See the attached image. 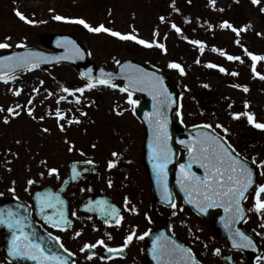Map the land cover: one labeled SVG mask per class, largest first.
Segmentation results:
<instances>
[{
	"label": "flooded vegetation",
	"instance_id": "obj_1",
	"mask_svg": "<svg viewBox=\"0 0 264 264\" xmlns=\"http://www.w3.org/2000/svg\"><path fill=\"white\" fill-rule=\"evenodd\" d=\"M120 45L122 48L124 42ZM64 66L68 68V65ZM50 70L52 69H47ZM34 71H42V68L18 72L14 74L15 79L8 83L0 81V108H13L19 113L10 115L7 111L0 112V208L12 203L23 205V210L14 214L26 218L24 222L30 223L31 228L42 235L51 234L55 240L59 238L56 241L63 245L62 249H44L47 255L55 253L65 259L67 264H157L152 258L150 238L159 232V228H163L161 234L166 239H161L159 243L168 245L171 242L168 238L170 235L190 248L199 264H248V253L246 257H234L233 253L242 252L211 248L213 240L207 237H213L219 243L222 240L206 221L185 205L174 185L170 192L167 184L170 196H166L163 191L160 201L156 200L145 160V145L147 139L152 138V130H147L140 118V97L133 94V99L137 101L134 110L132 105L124 101L123 105L116 104L102 111L98 119L87 118V122H91L93 126L99 125V133L95 129V133H90L93 141H86L88 138L84 136L82 148L69 151L68 147L73 146V136L68 135V123L63 136L64 145L61 146L57 140L56 107L52 103V107H43V102L36 100L30 92L14 94L17 91L16 86L31 80ZM165 74L180 91V108L177 111L180 115L176 112L173 122L186 128L208 124H186L183 116L184 91L172 77ZM65 82L68 88V74ZM47 83L50 84V81ZM115 84L123 87L119 81ZM115 89L119 91V88ZM75 90L73 89L72 94L65 92L64 101L67 104L68 96L72 98L78 93ZM120 94L127 98V93ZM210 94L208 92L204 95V104L208 103ZM97 96L100 102L94 101V104L99 109L105 102L99 94ZM29 110L32 111L31 116L28 115ZM148 110L151 114L154 107L151 106ZM86 111H89V106ZM66 112L68 115V109ZM5 117L8 123L3 122ZM236 120L237 129L247 134L242 135V141L238 143L222 135L241 157L247 159V144L253 149L258 147V141L255 138L250 139L253 125H244L239 119ZM175 136L174 129L172 137ZM113 152L118 153V156L113 157ZM184 155L185 151L180 149L179 161L183 160ZM109 161H115V166L111 169L108 167ZM151 162L153 164L152 160ZM75 164L79 167L73 172L72 167ZM51 168L58 170L59 178L56 174H48ZM28 180H33L34 183L29 185ZM49 192L52 194L54 206L48 207L42 202L38 204L36 194ZM56 197L64 203H58ZM97 201L104 203L98 205ZM171 203L175 204L174 208ZM112 207L118 209L117 214L112 213ZM4 211L6 213L8 210ZM217 215V212H212L210 218L215 219ZM65 218L69 221L68 224L63 223ZM48 221H54L59 226H53ZM200 226L209 236L201 237ZM145 232L149 235L144 239L137 238ZM133 233L132 241L123 251L110 253L99 244L91 250L81 251L84 244H95L98 240H103L110 248L120 249L125 238ZM11 239L12 230L0 225V264H36V261L26 257L9 256ZM217 249L219 253L215 254ZM88 256L92 258L88 259ZM176 258L179 259L178 254Z\"/></svg>",
	"mask_w": 264,
	"mask_h": 264
},
{
	"label": "rangeland",
	"instance_id": "obj_2",
	"mask_svg": "<svg viewBox=\"0 0 264 264\" xmlns=\"http://www.w3.org/2000/svg\"><path fill=\"white\" fill-rule=\"evenodd\" d=\"M146 1L0 0V43L11 45L10 48L0 49V54L28 47L41 48V36L73 35L84 42L92 59L98 65L105 63L113 70L117 62L129 58L137 59L167 73L184 91L183 116L186 124L207 122L219 134L238 143L242 141V135L247 134L237 129L235 120L239 119L244 125L248 124V119L242 115L243 113L254 114L256 122L264 123V79L260 78V75H264V60L255 62L254 72L253 61L245 54L247 49L254 55L264 56V12H261L264 0H260L257 5H253L251 0H215L214 6L209 4V0H163L164 7L161 13H157ZM157 1L162 4V0ZM17 11L33 22L21 20L16 15ZM239 13V19L234 20ZM57 15L68 20L83 19L93 27L103 24L112 31L135 35L137 39L152 43L153 46L145 47L136 40H124L121 48L118 37L103 31L90 32L78 23L58 21L54 19ZM161 16H164V22H161ZM224 21L232 25L233 22H241L239 25H233L241 29L239 35L231 29L222 28L220 25ZM173 24L180 29L179 33L172 27ZM154 32L157 35L154 36ZM6 37L10 39L6 40ZM190 41H200L204 46L203 51L201 52L200 45ZM156 44H162L164 48L156 47ZM214 48L223 51L225 55H221L220 51H213ZM227 56H239L240 60H229ZM170 63L179 64L184 74L181 75L177 69L169 68ZM209 64L218 67L210 68L207 66ZM220 67L226 71L221 72ZM67 74L71 94L73 89L83 88L87 84L78 78L72 68L60 66L50 71L47 69L34 71L31 80L16 86V90L24 94L30 92L36 100L43 102V107L53 105L60 110L64 119L57 120L56 133L61 146L64 145L63 136L67 123L73 121L71 124L68 123V135L73 136L72 150H75L82 148L84 136L88 138L86 141H93L90 133H95V129L99 133V125L93 126L91 122H87V118L98 119L102 111L116 104L123 105L127 98L111 87L94 90L85 88L83 93L78 92L72 98L68 96L67 104L64 99L59 100L65 95L62 87H67L65 82ZM48 80L50 84L47 83ZM229 82L235 86H228ZM244 86L248 88L247 92L243 90ZM208 92L211 93L210 98L208 103L204 104V95ZM98 94L105 102L99 109L94 104V101L100 102ZM77 97L79 103L75 102ZM87 106L89 111H86ZM237 113L241 115L234 119L233 114ZM76 120H79V123H76ZM217 124L227 129V132L217 128ZM60 125H63V131ZM260 131L259 136L254 134L250 136V139L255 138L258 141V147L252 149L247 144L245 153L246 158L252 162L255 160L253 163L260 168L258 185L264 184V166H261V162L264 161V129ZM254 195L255 192L245 202L249 216L243 229L255 238L261 249V256L256 264H264V227L261 226L264 225V213L258 214L253 208ZM204 230L200 226L202 238L209 236ZM207 238L213 240L212 249H228L223 242L219 243L213 237ZM233 255L246 257L239 252Z\"/></svg>",
	"mask_w": 264,
	"mask_h": 264
},
{
	"label": "snow or ice",
	"instance_id": "obj_3",
	"mask_svg": "<svg viewBox=\"0 0 264 264\" xmlns=\"http://www.w3.org/2000/svg\"><path fill=\"white\" fill-rule=\"evenodd\" d=\"M253 5H257L260 3V0H251ZM209 4L214 6L215 0H209ZM261 12H264V7L261 8ZM17 16L20 17L21 20H25L27 23H32L33 21L27 20L26 17L23 16L19 11L16 13ZM54 19L58 21H66L71 23H78L83 25L90 32H107L112 36L118 37L121 40H136L137 43L144 45L145 47H152V43H149L144 40H139L135 35L132 34H121L116 31H112L106 28L103 24L93 27L89 25L83 19H75L68 20L62 16H55ZM164 17L161 16V22H164ZM222 28L231 29V31L237 33L241 29H237L228 21H224L221 25ZM172 27L179 33L180 29L176 27V25H172ZM153 35H157V33H153ZM10 39V37L5 38ZM69 43H72L69 41ZM190 43L200 45L201 52L203 51V44L200 41H190ZM238 43V41H237ZM21 45H18V47ZM11 45L8 43H0V49L10 48ZM75 48V45H73ZM156 47L161 49L164 48L162 44H156ZM75 51L79 54V49L76 48ZM213 51H220L221 55H225V53L221 50L213 49ZM245 54L248 55L253 61V71L255 72V62L264 60V56L254 55L251 52H248L245 49ZM43 57L42 53H27L25 55H14V56H4L0 58V81L4 83H8L9 80H14L15 75L13 73L18 68H23L27 70H32L33 68H38L40 66L41 58ZM229 60H240L239 56H227ZM119 63V62H117ZM169 68L177 69L181 75L184 74L183 68L179 64L170 63ZM210 68L218 67L215 64L207 65ZM131 67V66H129ZM221 72H225L226 70L222 67L219 68ZM232 75H237V73H232ZM256 75H260L256 73ZM103 78H93L89 77V82L83 87L76 89L75 91L83 93L86 89L95 88L97 85H104L105 87L111 88H119L121 93H127V103L129 105L134 106L137 104V101L133 99L134 91H147L149 95L153 97L154 101H157V105L154 107V111L151 114H145L146 118L149 117L148 123L152 130V138L149 141L148 148L150 152V158L153 161V169L157 175V183L161 184L164 188V192L166 196H170L167 192V165L171 160L172 150L168 145V130L167 124L168 119L165 109L172 101L170 95L167 93L166 89L163 87V80L161 77L156 76L155 74L144 73L142 70H136L134 72H129L125 75V79L127 80V84L123 87L116 85L113 83V74L112 73H102ZM261 79H264V75H260ZM43 83V82H41ZM235 86V85H234ZM207 87V85H205ZM239 87V86H236ZM245 92L248 91L246 86L243 87ZM35 91V89H34ZM62 91L66 93H70V90L66 87H62ZM16 95H19V90L15 91ZM51 95V93H49ZM158 97H163V99H158ZM65 97H60L59 100H63ZM59 100L57 103H59ZM31 101H29L30 103ZM76 103H79V98H76ZM247 107V104H245ZM7 111L10 115H19V113L15 112L13 108H0V112ZM56 118L57 120L64 119V115L60 112L59 109L56 110ZM122 114V113H117ZM178 116L179 112L176 113ZM28 115H32V111L29 110ZM239 113L233 114V118L236 119L239 117ZM248 119L250 124H253L254 127L264 129V123L256 122L254 119V114L251 113H243ZM35 118V117H33ZM43 119V117H40ZM4 123H8L7 117L4 118ZM73 121H68L71 124ZM79 123V120L75 121ZM61 130H64L63 125H60ZM194 127H203L205 129L210 128L211 125L205 124L202 126H194ZM217 128H222L224 132H227V129H223L222 125L217 124ZM44 131H48V129H44ZM180 143L185 145L188 150V164H181V169L187 171H182L181 178L178 180L180 184V190L184 193V197L187 203L193 204L196 208H198L201 212L205 211L206 208L211 207H222L224 212L227 214L223 219L225 220V227L230 228V226L236 222L245 219V209L242 206V202L247 199V194L249 189L253 187V171L251 168L247 166L246 161H242L238 158L236 154H234L235 150L231 148V145H227L226 142L222 141V138L216 135L214 132L209 133H198L196 137H194L191 141L181 140ZM72 147H69V151H72ZM95 147V145H93ZM83 154V153H81ZM113 157H117L118 153L113 152ZM255 163V160H253ZM87 163H92L91 161H87ZM193 163L199 164L201 168L205 170V176L203 179L197 177L195 173L190 171L191 165ZM115 166V161H109L108 167L111 169ZM261 166H264V161L261 162ZM49 175L56 174L58 177V170L55 168H51L48 170ZM43 176V173H41ZM27 183L29 185L33 184V180H28ZM111 186V182H109ZM254 204L253 208L258 214L264 213V184H260L254 189ZM36 199L38 204L43 203L48 207H53V197L52 194L49 193H37ZM58 203L63 204L62 200H59L58 197L55 198ZM103 201H97V204H102ZM171 206L174 208L175 204L171 203ZM112 213L117 214L118 209L112 207ZM75 215V213H73ZM175 215V212L173 213ZM61 216L63 217V212H61ZM26 218H21L18 215L14 214L11 210H8L6 213L4 210H0V225H5L9 230H12V239L8 248V255L12 257H26L33 261H36V264H67L65 259H62L57 254L53 253L51 255H47L45 253L44 248L42 247L43 237L38 236L36 233H32L31 236L29 233L24 231L26 225L24 220ZM53 224V226L58 227L54 221H48ZM119 221H117L118 223ZM64 224H68L69 221L65 218L63 219ZM264 227V225H261ZM51 234H49L50 236ZM149 235L148 232H145L143 235L137 237L138 239H144L145 236ZM134 236L133 234H129L124 241V245L120 249H113L104 244L103 240H98L95 244H84L81 251L91 250L95 248L98 244L104 246L108 252H120L123 251V248H126L128 244L132 241ZM235 236L239 237V241L233 238V247L235 248H244V247H254L253 241L250 237H248L245 233L236 230ZM34 237V239L32 238ZM59 238H56L58 241ZM109 239L111 237L109 236ZM161 239H166L161 234L160 237H157V240L153 242V252L152 258L157 262V264H199V262L195 259L194 254L190 248H186L183 245L176 243L174 240L170 242L169 245L161 244L159 241ZM60 247H63L61 244ZM49 251H51L49 249ZM67 251V249H65ZM219 250H215V254H218ZM177 254L179 255V259H177ZM71 255V253H69ZM91 259V256L87 257Z\"/></svg>",
	"mask_w": 264,
	"mask_h": 264
},
{
	"label": "water",
	"instance_id": "obj_4",
	"mask_svg": "<svg viewBox=\"0 0 264 264\" xmlns=\"http://www.w3.org/2000/svg\"><path fill=\"white\" fill-rule=\"evenodd\" d=\"M69 41H71L72 43H69ZM41 44L43 48L34 47L20 51H14L11 53L0 55V58L4 56H14L17 54L25 55L30 52L42 53L43 57L41 58L39 67L53 68L55 66L66 64L72 67L78 73L79 78L87 83L89 82V77L93 78V80H95L96 78L102 79L103 78L102 73H112L113 74L112 82L115 83L120 81L124 86L125 84H127V80L124 78L125 75L129 72H134L136 70H142L144 73L155 74L156 76L161 77V79L163 80V87L170 95L172 101L165 109H163L166 112V115L169 119V123L167 125L168 136H169L168 145L172 150L171 160L168 163L166 169L168 190L172 192V186L174 185L177 191L183 196L185 204L189 208H191L194 212H196L203 220H205L207 224L211 226L213 231L226 243L229 249L245 250L249 255V264H255L256 260L260 255V247L256 242V240L243 229V225L245 224L249 216V211L245 208V202L247 201L248 197L254 192L255 187L258 186V180L260 178V168L256 166L253 162H250L244 159L243 157L239 156L236 153V151L234 152V154H236L239 159H241L242 161H246L247 166L252 169L254 184L253 187L249 189V192L247 194V199L242 202V206L246 210L245 219L232 224L230 228H226L225 220L223 218L226 217L227 214L224 212V209L222 207L217 206V207L206 208L205 211L201 212L193 204H189L186 202L184 193L180 190V184L178 183V180L181 178L182 171H187V169L185 170L181 169L180 167L181 164L184 165L188 164V150L185 147V145H182L180 143L181 140L191 141L194 137L197 136L198 133L204 132L211 134L214 132L216 135L222 138L223 142H226L227 145L230 144L224 137L219 135L211 128L205 129L203 127H192L186 129L182 125L177 126L173 122V116L177 111H179L180 108V92L176 87V85L170 79H168L164 73H162L157 68L150 67L137 60H126L119 63L116 66V71L108 70L106 68V65L104 64L98 67L91 59L90 52L86 47V45L73 35H68V34L45 35L41 37ZM73 45H75V48L73 47ZM76 48L79 49V54H77V52L75 51ZM24 70L27 69L18 68L15 70L13 75ZM228 85L233 86L232 83H228ZM96 87H104V85H97ZM134 94L141 97V102L139 104V115L144 124V127L147 130H149L151 127L148 123V119H150L151 117L149 115V117L146 118L145 114H149L148 109L151 106L155 107L157 105V101H154L153 97L149 95L147 91H134ZM158 99H163V97H158ZM174 129L176 130V136L172 137V130ZM253 131L256 133V135H259L260 133L259 130L256 128L253 129ZM149 141H150V137L147 139L145 145L146 166L154 185L156 200L159 202L162 197L164 188L161 184L157 183V175L155 170L153 169V164L151 162L150 152L148 148ZM180 148L186 151V154L182 162L178 161ZM77 167L78 165H74L72 170L74 171ZM190 171L192 173H195V175L201 179H203V177L205 176V170L201 168L197 163H193L191 165ZM0 210H11L13 213H18L23 210V206H21L20 204L13 203L2 206ZM212 212L218 213L215 219L210 218V214ZM24 223L26 225H29L28 227H26V230L24 231L26 233H29L30 236L32 233H36L38 236L43 237L42 247L44 249H62L52 237L44 236L39 232H37L34 228H31L32 225L30 223L28 222H24ZM237 229H239L240 231H242L248 237L251 238L254 247H244V248L233 247V238L239 241V237L235 236V232ZM163 230H164L163 228H159V232H157L150 238V246L153 247V242L157 240V237L161 236ZM32 238L34 239V237ZM168 238L170 241L174 240L176 243L183 245L178 241H176L175 239H173L170 235H168ZM168 245L170 246V243Z\"/></svg>",
	"mask_w": 264,
	"mask_h": 264
},
{
	"label": "trees",
	"instance_id": "obj_5",
	"mask_svg": "<svg viewBox=\"0 0 264 264\" xmlns=\"http://www.w3.org/2000/svg\"><path fill=\"white\" fill-rule=\"evenodd\" d=\"M165 1V0H164ZM146 2H148V4H149V6L151 7V8H155V11L157 12V13H161V11L163 10V0H162V4H160V2L159 1H157V0H147ZM165 8H166V10L168 9V6H167V4H166V2H165ZM166 15V12H164V16ZM239 15H240V13L239 14H237L236 16H235V19L234 20H238L239 19ZM163 16V17H164ZM241 21L243 22V20H242V17H241ZM241 23V22H240ZM239 22L238 23H234L233 22V25L234 26H236V25H239L240 24Z\"/></svg>",
	"mask_w": 264,
	"mask_h": 264
},
{
	"label": "bare ground",
	"instance_id": "obj_6",
	"mask_svg": "<svg viewBox=\"0 0 264 264\" xmlns=\"http://www.w3.org/2000/svg\"><path fill=\"white\" fill-rule=\"evenodd\" d=\"M242 251H243L242 253H243L244 255H247V252H246L245 250H242Z\"/></svg>",
	"mask_w": 264,
	"mask_h": 264
}]
</instances>
